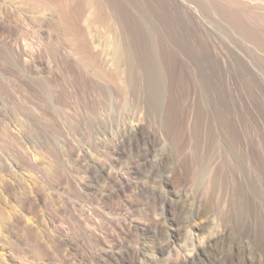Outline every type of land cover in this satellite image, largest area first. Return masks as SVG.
<instances>
[{"label":"rangeland","instance_id":"374dc122","mask_svg":"<svg viewBox=\"0 0 264 264\" xmlns=\"http://www.w3.org/2000/svg\"><path fill=\"white\" fill-rule=\"evenodd\" d=\"M147 1L163 21L157 30L149 24L157 41L153 51L163 100L157 118L145 126L155 135H143L145 141L159 140L158 146L172 154L181 139L217 133L193 57L205 56L211 65L229 72L236 68L243 85L252 87L264 104V0ZM118 3L95 0L86 7L87 17L79 20L84 49L53 2L0 0V264H92L85 254L76 257L78 249L65 246L62 236L71 241L78 234L72 217L86 214L91 191L100 194L105 189L93 180L94 170L107 159L99 149L121 142L146 110L140 98L144 76L134 50L135 19L123 18ZM158 4L167 12L159 11ZM175 17L190 31L193 53L174 44ZM209 63L201 62L203 67ZM223 82L233 90L228 77ZM237 93L241 98L232 91L226 102L233 107L237 101L239 117L231 113L230 118L237 122L240 137H264L261 120L243 110L249 102ZM76 124L82 126L78 131ZM221 133L231 136L226 127ZM145 150L127 149L121 161L127 164ZM187 150L192 156L194 146ZM229 157L222 155L219 169L221 163H230ZM190 166L185 165L187 174L193 170ZM219 184L204 200L206 212L196 223L177 226L168 234L165 251H150L148 264H178L230 227V195Z\"/></svg>","mask_w":264,"mask_h":264},{"label":"bare ground","instance_id":"6f19581e","mask_svg":"<svg viewBox=\"0 0 264 264\" xmlns=\"http://www.w3.org/2000/svg\"><path fill=\"white\" fill-rule=\"evenodd\" d=\"M42 1L55 4L63 22L72 24L78 36L79 46L85 49L86 42L79 20H82L80 18L83 16L87 17V14L83 15V13L95 0ZM118 2L121 16L130 18L132 15L135 19V23H132L133 33L137 37L134 50L144 76L140 98L146 107L145 116L126 132L121 142L105 150L99 149L100 154L107 155V159L100 168L94 170L93 180L96 183L101 182L105 189L100 194L96 190L89 193V198L86 200V214L72 217L78 234L71 241L67 238L69 236H62L64 245L71 250L78 249L79 253L75 256L81 258L82 255L79 254H85L92 264H137L141 260L148 264L149 252L154 250L164 252L166 236L174 233L177 226L196 223L205 211L204 200H209V194L217 182H220V187H224L227 195H230L231 208L227 205L231 209H229L230 227L223 228L216 236L214 235L215 237L208 238L192 256L183 257L178 264H264V168L262 167L264 137L248 138L249 140L246 137V139L241 138L235 125L237 122L230 118L231 113H234V116L239 114L235 106L237 101L233 107L226 102L232 91L241 98L237 93L240 92L250 105L248 108L246 104L241 103V106L244 105L243 110L252 112L261 120L264 127V104L258 98L260 95L256 96L252 87L245 83L243 85L242 73L236 68L229 72L216 67L213 63L211 65L205 60V56L193 57L197 74L202 80L199 88L203 93L201 94L208 99L206 100L208 111L214 116L212 122L217 133L198 139L189 136L185 140L181 139L177 142L179 150L177 153H172L173 155L168 149H161L158 146L159 140L151 142L146 138L148 142L145 141L143 135L145 137L150 135L149 128L145 126L152 117L157 118L163 100L161 75L155 68L156 57L153 51L157 41H153L156 37L152 39L154 31L150 25L157 30L156 28L163 26V21L155 15V7L149 6L151 1L148 3L147 0H118ZM142 2H145L143 6ZM164 6L160 5L159 11H166ZM173 22L178 36L175 38L177 41L173 43L183 49V52L189 53L193 50L190 48L195 47L192 45L190 31L187 32L186 27L183 29L179 18L175 17ZM158 31L160 32V29ZM162 34L163 32L160 36ZM211 60L213 61V58ZM203 61L210 65L203 67L201 64ZM226 77L233 90L229 89L228 84L225 87L223 79ZM237 115L236 117H239ZM218 117L225 119L223 122H218ZM76 125L78 131L82 126ZM223 127L231 131L230 137H225L221 133ZM190 145L194 146L192 156L187 150ZM132 147L147 148V150L140 152L125 164L121 161L122 156ZM223 154L230 156V163H221L223 168L219 169L218 163ZM187 164L193 169L191 174L185 172ZM176 184L178 187L175 186ZM114 200L116 204H113ZM195 227L201 228L202 225L196 224Z\"/></svg>","mask_w":264,"mask_h":264}]
</instances>
